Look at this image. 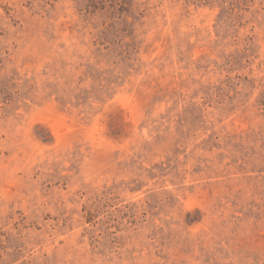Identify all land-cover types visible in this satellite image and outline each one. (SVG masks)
Masks as SVG:
<instances>
[{
    "label": "rangeland",
    "instance_id": "obj_1",
    "mask_svg": "<svg viewBox=\"0 0 264 264\" xmlns=\"http://www.w3.org/2000/svg\"><path fill=\"white\" fill-rule=\"evenodd\" d=\"M0 264H264V0H0Z\"/></svg>",
    "mask_w": 264,
    "mask_h": 264
}]
</instances>
